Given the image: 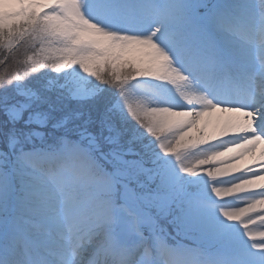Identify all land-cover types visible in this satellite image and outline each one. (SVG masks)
<instances>
[{
  "label": "snow or ice",
  "instance_id": "6c2138e0",
  "mask_svg": "<svg viewBox=\"0 0 264 264\" xmlns=\"http://www.w3.org/2000/svg\"><path fill=\"white\" fill-rule=\"evenodd\" d=\"M6 10L26 15L0 28V43L47 41L39 49L41 67L51 62L59 73L78 66L122 97L132 81L173 86L187 107L160 105L148 96L136 106L125 104L163 155L175 157L180 173L216 180L217 172L198 170L243 144L188 166L179 163L181 153L225 132L243 133L252 148L234 171H253L235 191L231 186L212 191L220 199L259 193L221 211L252 242L251 251L237 254L233 264H264V135L257 133V111L216 103L210 95L234 93L246 97L241 103L264 106V0H128L122 31L87 18L81 0H22ZM257 48L254 63L249 52ZM11 63V57L0 60ZM11 83L5 79L0 87ZM169 133L175 135L166 146L160 136ZM109 142L119 145V136ZM161 216H171L188 239L209 231L192 187L131 148L105 152L94 141L64 139L52 150L27 149L10 137L0 149V264H199L203 250L170 240ZM223 252L222 247L213 254Z\"/></svg>",
  "mask_w": 264,
  "mask_h": 264
},
{
  "label": "rangeland",
  "instance_id": "374dc122",
  "mask_svg": "<svg viewBox=\"0 0 264 264\" xmlns=\"http://www.w3.org/2000/svg\"><path fill=\"white\" fill-rule=\"evenodd\" d=\"M20 1L22 2V0ZM110 2L113 14L121 22L122 27L118 23H114L113 25L116 24L119 26V29L122 28L119 31H122L125 26L120 18L124 14V6L126 3L124 0H110ZM25 15L26 10H24L21 14L16 15L14 19L8 20V22H5L4 19H0V28H3L6 24L18 21ZM21 27H23V25H21ZM47 44V41H44L43 44H41L33 40L26 39L25 41H21L16 38H14L10 44L7 41L0 43V60H6L8 57L12 58L11 64H0V83H2L5 79L12 80L11 84L0 88V110H2L1 107L4 103L9 102L18 95H20L23 99L22 103L20 102L18 105L12 107V111H9L7 113L8 115L3 116L4 121L9 119L14 122L20 121L21 124L36 122L38 125H42V122L45 123L49 119V116L42 118L43 115H40L39 112L38 115H32L30 117L27 111H30L31 108L41 109L43 106L49 112L51 111V116H56L57 118H59L61 113L68 114V112L71 111L78 114L75 118L79 120L77 123H74V121L73 123H68V120L61 116L59 122L65 120V124H63L62 127L67 124L88 126L97 132L96 140L102 145H115L109 141L119 136V146L127 148L128 146H133L135 150H138L141 143L146 144L155 139L153 138V134L147 131L146 126L141 121L135 120L129 116L125 100L133 106H136L140 102L139 99L144 97L143 94L149 92L153 86L167 90L169 93L166 94L169 95L174 104H186L180 97L177 90L166 82L148 80L129 82L126 86L128 91L122 97L119 90L101 85L94 77H90L89 74L83 73L78 66L63 69L59 73L55 72V69L50 66L51 62H47L49 66L41 67L40 62H38V58L41 62L43 61L39 49L40 47L47 46ZM51 46L59 47V44L53 43ZM29 57H32V59L30 60ZM33 67L36 68V71L34 72L32 71ZM17 76H35V80L38 79L45 86L37 87L27 81H18L15 79ZM41 78L43 79V82L41 81ZM137 79L140 78L138 77ZM133 85H137L139 91L134 90ZM131 95L133 96L131 97ZM57 108L58 110L56 111L55 109ZM1 131L2 130L0 129V143H2V147L0 146V149L6 147L10 137H15L22 143L28 141L26 137L27 134H25L18 127H13L10 130L4 131V134L7 133V135L4 136L5 140L3 143ZM155 131H159V128L157 127ZM174 135V133H169L166 136L161 135L160 142L166 146H171ZM37 136L38 134H34V137ZM46 139L49 141L53 140V138L49 135H47ZM199 139H204L202 132ZM96 140L94 142L97 143ZM52 145L54 147L58 146V144ZM47 146H49V144H47ZM247 148H252V145H247L245 149ZM138 152L147 157H151V159L155 160L158 165L164 164L163 167L174 176H178L183 183L188 182L190 184H195L196 179H194L193 176L180 173L179 167L177 166L178 162L175 160L174 156L163 155L162 149L157 142L155 145L139 150ZM212 152H215L212 146H204V142H201L196 148L191 149L186 154L181 153V155L185 158L190 154V160L186 161L187 164H190L200 158H203L200 157V154H203L205 157L207 154ZM243 158L244 155H242V153L239 154L238 152L232 153L228 156H222L218 160L211 161L216 166L210 171L217 172L218 175L232 174L239 171H234L235 162L237 160L242 161ZM182 161L184 162L183 159ZM201 175H197L196 177ZM211 184H206V187L199 189L200 192L197 193L199 200L206 206H215L220 201H227L226 199H220L215 196L212 191L213 185ZM247 196V193L240 195L237 194L234 195L235 198L232 201L241 205L240 201L242 198H252L251 194L249 197ZM205 212L209 225V231L204 234H198V238L206 244L205 247L208 251H214L211 246L209 247V243L212 239L218 241V236L227 222H224L221 228L216 229V225L213 223L216 220L219 221L217 212ZM224 238L226 239L223 240L222 238V242H226L227 240V242L231 245L236 246V244H239L240 242L239 238H236L234 234L226 235Z\"/></svg>",
  "mask_w": 264,
  "mask_h": 264
},
{
  "label": "bare ground",
  "instance_id": "6f19581e",
  "mask_svg": "<svg viewBox=\"0 0 264 264\" xmlns=\"http://www.w3.org/2000/svg\"><path fill=\"white\" fill-rule=\"evenodd\" d=\"M20 3H21L20 0H0V19H4L5 22H8V20L14 19L16 15L21 14L24 10L19 11V12H15V11H11L10 12V11L6 10V6L11 5V4H20ZM100 5H101V3L98 0H94V3L92 4V6H94V7H97V6L100 7ZM100 9L105 10L104 8H101V7H100ZM90 10H92V7H90V6L89 7H84L83 6L82 7V11L84 12L85 16L87 18H89L90 20H92L89 17V14H88V12H90ZM93 15L95 17L99 16V14L96 13V12H94ZM225 134H228V133H224L223 135H225ZM221 136H219L218 138H221ZM226 142H227V140L224 139L223 143H226ZM250 173L251 172H249L248 170H240V172H238L236 174H231L229 176H227L225 174H220V175H218V178L216 180H214V181L218 182V184L220 186H222V187L231 186L233 188V190L235 191L236 190V186L238 184H241L242 181H244L246 178H248ZM230 196H232V195H229L228 197H230ZM236 207H237L236 205H231V206H228V207H220V208H218L217 216L219 218L218 219L219 221L216 220V221H214L213 224H215L216 225L215 228L218 229V228H221L223 226L224 222H227L226 225H230L231 224V226H233V227H238L239 228L238 234L241 235V237L246 238V236H245L246 230L243 229L238 222L228 221L223 216L222 211H221V210H226V209H231V208H236ZM226 225H224L223 229L225 228ZM251 243L252 242L246 241L244 243V249L247 250V251H250L251 250V248H250V244Z\"/></svg>",
  "mask_w": 264,
  "mask_h": 264
},
{
  "label": "trees",
  "instance_id": "16d2710c",
  "mask_svg": "<svg viewBox=\"0 0 264 264\" xmlns=\"http://www.w3.org/2000/svg\"><path fill=\"white\" fill-rule=\"evenodd\" d=\"M26 81H28L30 84L36 85L37 87H43L45 86L43 83H41L38 79L35 80V76H26ZM41 81L43 82V79L41 78Z\"/></svg>",
  "mask_w": 264,
  "mask_h": 264
}]
</instances>
